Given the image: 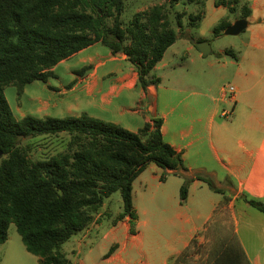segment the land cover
Here are the masks:
<instances>
[{"label": "trees", "instance_id": "16d2710c", "mask_svg": "<svg viewBox=\"0 0 264 264\" xmlns=\"http://www.w3.org/2000/svg\"><path fill=\"white\" fill-rule=\"evenodd\" d=\"M197 3L199 12L189 17V25L195 28L206 6L205 0ZM215 6L226 8L229 14L240 10L238 20L252 15L243 0H216ZM125 11V0H0V245L8 241L10 225L15 224L26 250L40 264H71L63 246L88 229L116 192L123 199L117 220L130 217L134 233L133 184L150 164L184 179L182 204L194 180L223 193L208 172L185 174L189 170L182 154L165 141L160 117H153L138 132L86 114L15 117L7 88L15 87L21 97L28 85L48 83L62 62L97 44L113 55H125L137 73V86L146 93L158 85L160 80L152 73L178 40L166 7L139 12L128 24L122 20ZM182 15L177 14L179 27H183ZM231 26L226 16L215 27V35ZM90 69L84 66L75 73L84 76ZM63 133L70 136L63 152L32 159L35 144L29 140ZM244 199L264 213L263 202ZM228 204L226 197L222 207ZM224 230L225 235H218L208 246L192 240L170 264H249L233 229L228 225ZM113 252L111 248L107 256Z\"/></svg>", "mask_w": 264, "mask_h": 264}, {"label": "crops", "instance_id": "0c3cea01", "mask_svg": "<svg viewBox=\"0 0 264 264\" xmlns=\"http://www.w3.org/2000/svg\"><path fill=\"white\" fill-rule=\"evenodd\" d=\"M243 1L252 10L247 20L248 46L261 50L262 55L261 58L250 56L246 60L237 59L234 64L236 93L228 100L222 95L220 100L229 105L230 109L220 115L229 123H217L216 112L208 120L204 119L203 104L197 102L198 98L192 102L188 98L177 102H165V98L159 101L156 86L149 87L147 93L137 86L134 67L128 69L125 66L124 70L116 71L114 79L106 84L99 83L98 88V80L94 81L98 69L86 65L92 69L82 76V80L71 85L70 93L74 100L84 97L90 100L88 105H94L99 99L98 107L103 113L116 111L119 116L140 113L130 107L135 101L134 92L140 88V101L150 100L146 109L148 115L144 116L143 124L136 130L125 129L138 132L153 117L162 118L164 139L182 154L185 167L189 170L185 174L204 170L214 177L217 187L223 192L216 193L203 181L194 180L188 199L182 204L180 189L184 179L172 171L150 164L133 184V207L137 215L134 233L131 232L130 217L115 220L103 230V224H97L98 215L82 232L85 234L82 239H75L69 244L78 250L77 257H81L84 248H87L90 264H170L192 240L197 239L201 244L212 231L216 237L225 235L224 227L229 225L249 264H264V213L244 199L264 203V0ZM215 9L221 11L224 7L215 6ZM237 21H232V25ZM118 55L111 53V56ZM123 59L127 61V58ZM165 93L179 96L182 92L167 89ZM197 95L192 94V97H200ZM226 112L231 117H224ZM208 127L210 138L205 136ZM164 173L167 176L162 180ZM226 197L229 204L222 207ZM223 215L227 216V221H223ZM95 245L102 248L98 255L95 254ZM111 248L114 252L107 256ZM27 253L19 250V254L11 258L2 255L0 264H30L28 255L32 254ZM70 260L71 264H87L82 260ZM36 261L40 264L38 257Z\"/></svg>", "mask_w": 264, "mask_h": 264}, {"label": "rangeland", "instance_id": "374dc122", "mask_svg": "<svg viewBox=\"0 0 264 264\" xmlns=\"http://www.w3.org/2000/svg\"><path fill=\"white\" fill-rule=\"evenodd\" d=\"M198 1L202 0L194 2L191 0H125L126 11L122 16V20L125 24H128L135 14L154 6L164 5L171 25L178 34V40L168 49L163 61L158 64L152 73L154 78L160 80V83L156 85L160 94L159 101L165 98V102H171V100L172 102H177L183 98H188L187 100L192 102L193 99L198 98L199 101L197 102H202L201 104H203L201 107L204 119L207 118L208 120L216 112L218 113L217 123H229V120L220 116L223 111L230 109L229 105L224 104L220 100L223 91L236 87V82L233 80L236 69L234 64L237 59L239 61L242 58L246 60L250 56L261 58L262 53L261 50L248 46V29L237 36L215 35V27L223 18L228 16L230 21H234L241 16L240 10L235 14H229L226 8L221 11H215L214 4L216 0H205L206 6L203 20L200 22L199 27H191L189 25V17L199 12L200 5H198ZM177 14H183L181 17L183 27L178 26ZM199 41L210 45L211 54L207 56L201 54L194 44ZM115 57L118 59H114ZM123 58L127 57L123 55L111 56L109 48L97 44L74 59L61 63L55 69L56 77L50 78L48 83L42 81L33 82L26 87L25 93L21 97L18 96L15 87H9L5 90L6 98L17 119H22L25 116L65 118L86 114L99 117L103 121L120 124L124 128L136 130L143 124L144 116L148 115L146 109L150 104V100L143 103L140 101V88L134 92L135 101L133 105H130V107L139 110L140 113L126 116H119L116 111L109 114L103 113L98 107L99 99L96 100L94 105H88L87 103L90 100H86L84 97H81V100L78 101L74 100L72 93H70L71 85L83 79L82 76H78L75 73L77 70L82 69L86 65H92L94 70L98 69L94 81L98 80V88H100L99 83L106 84L112 78L114 79L116 71L124 70L125 66L128 69L133 67L131 63L129 64L128 59L124 61ZM244 67L247 68L246 62H244ZM167 89L181 90L182 93L179 96L170 93L164 94ZM125 94L122 96V100L125 98ZM192 94H198L197 96L200 97H192ZM229 97L231 96L227 94V100ZM179 108L182 109L180 105ZM205 136L210 138V128L205 132ZM69 140L70 136L66 133L57 137L31 139L29 142L35 144L31 157L34 160H39L63 152ZM122 212V195L120 192H116L105 201L104 207L95 215V219L100 215L97 224L102 223V229L104 230L113 224V221L117 220ZM223 216V221H227V216ZM8 235V241L0 245V256L9 255L7 258L16 257V254H19V250L28 254L15 224L10 225ZM83 235L85 234L76 235L69 243L63 246V250L74 262L82 260L84 263L90 264V260L87 258V248H84V254L81 257H77L78 250L74 249V245H69L75 239L81 240ZM215 239L216 236L212 231L205 242L204 240L201 242V245H211ZM94 249L96 255L102 251V248H98L97 245L94 246ZM28 256L31 258L30 264H37V257Z\"/></svg>", "mask_w": 264, "mask_h": 264}, {"label": "water", "instance_id": "95a60500", "mask_svg": "<svg viewBox=\"0 0 264 264\" xmlns=\"http://www.w3.org/2000/svg\"><path fill=\"white\" fill-rule=\"evenodd\" d=\"M248 21L247 20H238L233 24L231 27H229L224 34L226 36H237L241 34L243 31H245L248 27ZM196 48L201 52L202 55L207 56L211 54V47L206 42H196L194 43ZM2 153L0 152V158Z\"/></svg>", "mask_w": 264, "mask_h": 264}, {"label": "built area", "instance_id": "2783aa9c", "mask_svg": "<svg viewBox=\"0 0 264 264\" xmlns=\"http://www.w3.org/2000/svg\"><path fill=\"white\" fill-rule=\"evenodd\" d=\"M235 93H236V88L235 87H231V88H229V90L223 91V96L227 97V94H229L231 97H234ZM223 116L224 117H228L229 113L226 112V113L223 114Z\"/></svg>", "mask_w": 264, "mask_h": 264}]
</instances>
